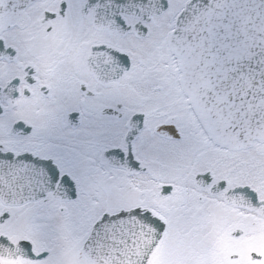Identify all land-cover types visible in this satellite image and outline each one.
Here are the masks:
<instances>
[{"label":"snow or ice","instance_id":"6c2138e0","mask_svg":"<svg viewBox=\"0 0 264 264\" xmlns=\"http://www.w3.org/2000/svg\"><path fill=\"white\" fill-rule=\"evenodd\" d=\"M0 264H264V0H0Z\"/></svg>","mask_w":264,"mask_h":264}]
</instances>
